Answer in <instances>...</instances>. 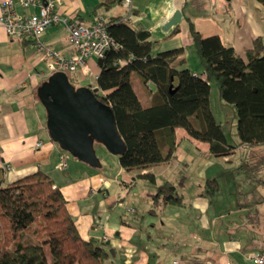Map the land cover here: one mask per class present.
Segmentation results:
<instances>
[{"label":"crops","instance_id":"crops-1","mask_svg":"<svg viewBox=\"0 0 264 264\" xmlns=\"http://www.w3.org/2000/svg\"><path fill=\"white\" fill-rule=\"evenodd\" d=\"M55 1L59 15L74 21L90 23L95 14L110 21L127 17V9L121 2L94 9L100 0ZM130 6L131 14L123 21L149 32L151 55L182 49V53L168 59L169 66L175 70L188 69L202 78L203 69L191 53L188 20L201 36H218L223 46L232 47L243 59L253 39L261 37L264 42V7L254 0H131ZM14 9L18 13L37 10L32 6L23 9L17 3ZM175 10L180 11L181 18L176 24L177 31L171 33L175 25L166 30L163 26ZM39 39L61 56L68 57L74 52L62 24L48 28ZM84 70L89 73L76 71L68 77L70 82L75 87H96L99 73L96 58H88ZM49 74L32 39L10 38L0 26L2 184L42 171L60 189L81 238L101 239L113 249L112 259L116 264H173L175 261L178 264H253L248 258L250 254L264 255V144L255 147L239 144L233 111V137L230 141L225 138L235 148L228 154H209L208 143L193 139L183 128L175 127L173 153L143 170H122L119 156L104 151L101 144L99 167L93 169L68 157L67 169L58 170L56 164L62 150L48 136L45 109L36 96L37 86ZM130 83L141 106L149 107V95L156 89L154 84H143L134 73L130 75ZM209 107L221 126V119L212 111L210 98ZM159 137L164 153L167 146L162 132ZM182 142L191 149L184 157L181 154L182 159L191 164L196 159L197 167L208 162L211 167L195 168L179 178ZM145 173L154 176L155 185L164 182L173 185L181 202L150 211L153 207L150 194L155 188L143 179L132 183L138 174ZM186 177L193 180L185 183ZM209 179L216 181L212 191L205 190Z\"/></svg>","mask_w":264,"mask_h":264},{"label":"trees","instance_id":"trees-1","mask_svg":"<svg viewBox=\"0 0 264 264\" xmlns=\"http://www.w3.org/2000/svg\"><path fill=\"white\" fill-rule=\"evenodd\" d=\"M254 1L264 6V0ZM120 2L100 0L94 9ZM106 30L118 47H111L96 59L99 73L95 97L111 108L117 132L125 144V151L118 157L122 170L140 171L169 158L175 149V127L208 143L209 154L225 155L235 148L227 142L211 113L209 82L215 85L220 100L233 111L239 144L248 147L264 144L261 37L253 39L243 59L232 47L223 46L218 36H201L188 20L192 48L203 69L202 78L188 69L175 70L169 66L168 59L182 53V49L151 55L148 31L133 28L121 18L108 20ZM176 31L175 25L171 33ZM133 73L143 84L151 82L156 88L149 95L147 108L141 106L131 87ZM161 132L167 146L164 153ZM137 179L155 188L150 194L153 204L150 211L181 202L173 185L167 182L155 185L151 173L138 174L132 183ZM216 186L213 179L205 182L207 191ZM21 235L26 236L24 240ZM45 246L50 260L45 256ZM112 254L113 249L101 239L81 238L60 189L42 171L36 170L11 183L0 181V264H116Z\"/></svg>","mask_w":264,"mask_h":264},{"label":"water","instance_id":"water-1","mask_svg":"<svg viewBox=\"0 0 264 264\" xmlns=\"http://www.w3.org/2000/svg\"><path fill=\"white\" fill-rule=\"evenodd\" d=\"M180 18V11L175 10L163 29L176 25ZM96 91L97 87H75L61 71L50 73L36 89V96L45 109L49 138L62 151L91 168L100 165L94 143L117 156L126 148L111 108L95 97Z\"/></svg>","mask_w":264,"mask_h":264},{"label":"built area","instance_id":"built-area-1","mask_svg":"<svg viewBox=\"0 0 264 264\" xmlns=\"http://www.w3.org/2000/svg\"><path fill=\"white\" fill-rule=\"evenodd\" d=\"M130 2L121 0L122 6L127 9V17L123 20L131 14ZM16 3L23 9L32 6L37 10L33 13H18L14 9ZM55 5V0H3L0 4V26L10 38L32 39L34 49L45 62L49 73L61 71L68 77L76 71L88 74V70H84L88 58H101L111 47H118L107 33L108 20L101 14H95L90 23L74 21L60 16ZM57 24L64 26L67 40L74 48L68 57L61 56L39 39L45 30ZM67 158L66 152L59 154L56 164L58 170L67 169ZM248 258L253 264H264L262 254L252 253ZM173 264L178 263L175 261Z\"/></svg>","mask_w":264,"mask_h":264},{"label":"rangeland","instance_id":"rangeland-1","mask_svg":"<svg viewBox=\"0 0 264 264\" xmlns=\"http://www.w3.org/2000/svg\"><path fill=\"white\" fill-rule=\"evenodd\" d=\"M259 6L260 7H264L263 5H259ZM191 53L198 60V57L193 52L192 48H191ZM209 88H210L209 98H210V104H211V107H212V111L214 113V116L217 119H219V118L221 119V123H220L221 124V129L223 130L227 140L230 141V140H232V137H233L232 136V133H233L232 109H231V107L228 104H226L222 100H220V98L218 97L217 89H216L215 85L212 82L209 84ZM99 145H100L99 143H94V149H95V153H96L97 157H98V152H99L98 149H99V147H101ZM104 151H106V150H104ZM186 153H191V149L185 142H182L179 145V178L182 175H184V174H186V175L190 174V172L193 171L195 168H197V170L198 169L199 170H206L207 168L211 167L210 165L208 167V164H209L208 162L203 164L201 167L200 166L197 167L196 166V159L193 160V164H191V162L189 160L185 161L184 159H182V157H184ZM181 154H182V157H181ZM67 155H68L69 158L74 159V157H72L68 153H67ZM192 175H194V173ZM192 180L193 179H190V178L186 177L185 178V183L189 184V181H192ZM223 182H224V179L222 180V183ZM205 190L207 191L206 187H205ZM25 237L26 236L21 235V240H24ZM28 240L30 242L33 241L31 236L28 237ZM177 242H178L177 245H179V240ZM44 251H45L46 258L48 260H50V255H49V251H48L47 246L44 247ZM169 253L174 254V252L173 253L169 252ZM174 256H176V258H179V257H177V255H174ZM176 260H178V259H176ZM169 264H171V263L169 262Z\"/></svg>","mask_w":264,"mask_h":264}]
</instances>
